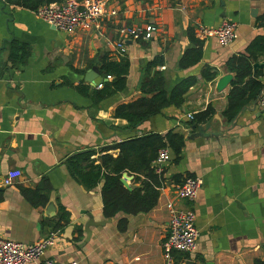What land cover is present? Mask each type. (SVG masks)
<instances>
[{
    "label": "crops",
    "instance_id": "crops-1",
    "mask_svg": "<svg viewBox=\"0 0 264 264\" xmlns=\"http://www.w3.org/2000/svg\"><path fill=\"white\" fill-rule=\"evenodd\" d=\"M107 6L117 14L102 17L99 30L64 33L33 11L0 0V238L32 243L56 231L55 243L44 256L60 263L164 264L161 242L168 232L172 202L176 207L194 209L198 230L195 251L174 252L176 264L264 262V108L250 103L231 126L222 115L230 85L221 92L216 90L224 75L231 74L234 79L226 68L227 59L244 53L256 36L264 35V0H108ZM224 19L236 22L237 38L225 45L215 38L202 40L201 61L179 68V58L191 46L189 27H216ZM150 23L157 29L149 41H125L130 67L123 91L97 105L78 92L75 85L81 80L96 88L83 76L96 60L99 67L105 54L112 56L113 47L107 39L117 38L119 26ZM13 40L29 46L24 63L8 60ZM156 55L164 59V68L157 69L163 72L168 89L186 76L198 78L185 102L164 108L137 126L114 118L117 105L142 96V68ZM251 65L253 76L261 73L258 80L264 83V52L256 54ZM204 67L216 71L213 81L201 78ZM76 70H82L83 75ZM208 105L214 109L210 123L192 130L186 114ZM169 130L183 134L185 143L177 162L169 152L165 184L156 205L145 213L105 218L101 184L85 189L63 164L68 155L79 150ZM8 171L12 183L4 185ZM175 175L202 179L193 202L176 197ZM44 177L47 181L43 184L50 189L37 192L38 203L33 204L22 189L35 191ZM130 177L132 188L135 183ZM48 204L52 209H47ZM59 206L69 212V220L55 229ZM88 214L94 221L108 222L91 226L90 239L80 247ZM122 217L126 226L119 230L117 222Z\"/></svg>",
    "mask_w": 264,
    "mask_h": 264
},
{
    "label": "trees",
    "instance_id": "trees-1",
    "mask_svg": "<svg viewBox=\"0 0 264 264\" xmlns=\"http://www.w3.org/2000/svg\"><path fill=\"white\" fill-rule=\"evenodd\" d=\"M56 1L58 0H4V3L35 11L44 4ZM188 37L191 46L183 51L177 63L182 69L197 65L202 58L203 41L195 36L194 27H189ZM263 52L264 35H258L247 46L244 53L232 55L227 59L226 68L234 74L226 96V108L222 112L228 122L232 121L242 107L253 103L264 92V83L258 80L261 73H255L253 76L251 65V60L256 54ZM28 55V45L14 40L9 43L8 60L13 64L24 63ZM163 63L162 55H156L144 65L139 84L142 96L117 105L113 113L114 118L124 119L130 126H137L148 117L160 114L164 108L183 105L185 95L198 82V78L195 75L186 76L168 89L163 72L157 69ZM129 67L130 61L127 57L115 60L112 56L105 54L98 68L102 77L106 78L109 75L111 79L102 81L100 88H92L84 84L82 80L75 87L78 92L89 97L92 103L97 105L102 99L125 89ZM76 72L80 75L84 73L82 70H76ZM216 74V71L211 68L204 67L200 75L205 81L211 82ZM213 114V107L208 105L204 110L195 113L187 123L190 126L204 123ZM184 143V135L174 130L165 133L150 132L128 137L99 149L79 150L68 155L63 164L70 177L85 189H92L101 184L102 214L105 218H112L118 213L136 215L148 212L156 205L160 189L165 184L163 174L157 173L153 165L158 151L168 149L174 157L173 162H177ZM124 172L133 178L135 185L131 189L125 188L120 182ZM183 178L175 175L173 181L180 183ZM46 181L44 177L40 182L42 185L35 191L22 189L31 203H38L36 198L40 190L49 191L50 187L43 184ZM43 200L46 201L47 197ZM68 220L69 212L63 206H59L55 229L62 228ZM125 226L126 219L119 218L118 229L123 230ZM255 264H264V262L256 260Z\"/></svg>",
    "mask_w": 264,
    "mask_h": 264
},
{
    "label": "built area",
    "instance_id": "built-area-1",
    "mask_svg": "<svg viewBox=\"0 0 264 264\" xmlns=\"http://www.w3.org/2000/svg\"><path fill=\"white\" fill-rule=\"evenodd\" d=\"M108 0H58L44 4L34 12L35 16L52 26L54 29L72 33L88 29L99 30L100 20L104 16H114L116 10L107 6ZM183 9V8H181ZM154 24L121 25L117 28V38L107 39L112 45V57L121 58L126 53V40L135 42L149 41L156 32ZM195 36L200 40L215 38L220 44H230L237 36L235 21L224 19L216 27L198 24L194 27ZM160 68H164L161 66ZM111 79V76H106ZM99 83L96 88H100ZM257 105L264 108V92L260 95ZM195 113H187L191 120ZM169 158L168 149H160L153 162L157 173L163 174L164 166ZM12 183V172L8 171L3 179L4 185ZM202 185L199 176H185L175 185V195L178 199L193 202ZM163 188V187H162ZM161 190V189H160ZM196 213L192 207H176L169 203L168 232L161 242L164 264H176L174 252L191 254L196 249L198 230L195 225ZM57 232L51 231L47 236L32 243H23L11 239L0 238V264H77V261L60 263L53 258L45 257L48 248L54 245Z\"/></svg>",
    "mask_w": 264,
    "mask_h": 264
},
{
    "label": "water",
    "instance_id": "water-1",
    "mask_svg": "<svg viewBox=\"0 0 264 264\" xmlns=\"http://www.w3.org/2000/svg\"><path fill=\"white\" fill-rule=\"evenodd\" d=\"M97 63H98V60H96V62L94 63V65L92 66V68L90 70H88L84 76H83V80L85 82H87L88 84H90L91 86H94L96 87L99 83H102L103 79L101 78L100 76V71H99V68L97 67ZM232 75L231 74H226L224 75L223 77H221L218 82L216 83V90L221 92L223 91L224 89L227 88V86L230 85L231 81H232ZM262 94V93H261ZM258 99L257 98L252 106L255 107L257 102H258ZM248 108V105L242 107L240 109V111L238 112V114L232 119L231 121V126L234 125V122L235 120L237 119V116L245 109ZM212 117L203 125L201 124H193L191 126L192 130L197 128V129H200L206 125H208L211 121ZM131 177L126 173H122V176L120 178V182L123 184V186L127 189H131L130 186H129V183L128 181H130ZM47 209H52V205L51 204H48L47 206ZM106 222H108V220L106 221H94L93 217L91 214H88V221L85 223L84 225V231L86 233V237H85V240L80 244V247H82L89 239H90V235H91V231H90V227L91 226H97V225H100V226H103Z\"/></svg>",
    "mask_w": 264,
    "mask_h": 264
}]
</instances>
